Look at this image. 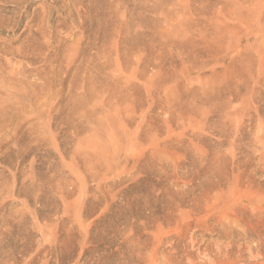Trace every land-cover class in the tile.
<instances>
[{
  "label": "rangeland",
  "instance_id": "374dc122",
  "mask_svg": "<svg viewBox=\"0 0 264 264\" xmlns=\"http://www.w3.org/2000/svg\"><path fill=\"white\" fill-rule=\"evenodd\" d=\"M255 205L264 0H0V264H264Z\"/></svg>",
  "mask_w": 264,
  "mask_h": 264
},
{
  "label": "bare ground",
  "instance_id": "6f19581e",
  "mask_svg": "<svg viewBox=\"0 0 264 264\" xmlns=\"http://www.w3.org/2000/svg\"><path fill=\"white\" fill-rule=\"evenodd\" d=\"M254 156H255V155H254ZM259 191H260V189L257 190V191H255V192H251V193H252L251 195L254 196V198H255V197H256V198H260V197H261V194L259 193ZM261 192H262V191H261ZM249 196H250V195H249ZM216 197H217V196H216ZM220 197H221V196H220ZM218 199H219V198H218ZM249 200H250V199H249ZM251 200H253V198H252ZM256 200H257V199H256ZM261 200H262V199H261ZM259 201H260V200H258L257 202H259ZM257 202H256V203H257ZM260 202H261V201H260ZM249 203H251V202H249ZM251 204H252V203H251ZM259 204H260V203H259ZM247 205H248V204H247ZM257 205H258V203H257ZM255 206H256V205H255ZM256 208H258V206H256ZM259 208H262V206L259 207ZM259 208H258V209H259ZM263 208H264V207H263ZM263 208H262V209H263ZM254 209H255V207H254ZM258 209H257V210L255 209V210L258 211V212H264L262 209H260V210H258ZM261 210H262V211H261ZM223 217H224V216H223ZM223 217H222V218H223ZM226 223H227V222H226ZM229 225H230V224H229ZM257 235H259V234H257ZM258 239H259V236H258ZM252 240H253V239H252ZM263 242H264V241H262V240H258V246H257V248H255L256 250L253 249V248H251L252 251L255 250L254 252H257V253H255V254H256V256H255V260H256V259L259 260L260 258H262V260L264 259V258H263L264 256H263L262 251H261V250H263V249H261V247L263 246ZM255 254H254V255H255ZM230 257H231V253L227 252V254H225V257H224V258H228V259H229ZM210 259H211V258H210ZM218 260H219V259H218ZM220 260H221V259H220ZM222 260H223V259H222ZM222 260H221V261H222ZM258 260H256V261H258ZM240 261H241V260H240ZM219 262H220V261H219ZM222 264H223V263H222ZM230 264H231V262H230ZM259 264H260V263H259Z\"/></svg>",
  "mask_w": 264,
  "mask_h": 264
}]
</instances>
